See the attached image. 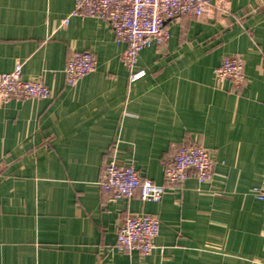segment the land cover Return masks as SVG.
I'll return each mask as SVG.
<instances>
[{"label": "crops", "instance_id": "crops-1", "mask_svg": "<svg viewBox=\"0 0 264 264\" xmlns=\"http://www.w3.org/2000/svg\"><path fill=\"white\" fill-rule=\"evenodd\" d=\"M74 0H0V75L23 63L46 100L0 99V264H264V0H214L199 19L144 49L131 81L126 45L109 23L69 17ZM89 51L96 70L74 86L64 68ZM244 61L246 81L217 86L214 69ZM201 143L210 182L166 185L160 202L112 201L101 191L114 159L165 185L175 149ZM135 214L160 219L147 256L114 247Z\"/></svg>", "mask_w": 264, "mask_h": 264}, {"label": "built area", "instance_id": "built-area-1", "mask_svg": "<svg viewBox=\"0 0 264 264\" xmlns=\"http://www.w3.org/2000/svg\"><path fill=\"white\" fill-rule=\"evenodd\" d=\"M214 0H74L71 15L60 22V28L69 25L70 17L93 18L110 24L116 39L126 45L121 63L135 81L145 75L137 70L140 53L152 46L163 48L170 39V27L184 18L199 19L208 11ZM97 67L95 56L89 51L76 52L64 68L65 83L74 86ZM23 63L18 61L10 73L0 75V99L3 104L12 100L51 97L50 88L40 80H25ZM217 86L230 81L238 88L246 81L244 61L241 57L225 58L214 69ZM216 161L213 153L201 143L175 149L164 169L165 185L143 179L131 166L111 159L103 166L99 187L112 201L135 197L144 202H160L166 185L178 186L192 176L198 183L212 180ZM257 200L264 202V189L255 188ZM160 233V219L148 214H135L123 219L119 225L114 247L120 251H139L147 256L156 248Z\"/></svg>", "mask_w": 264, "mask_h": 264}, {"label": "trees", "instance_id": "trees-1", "mask_svg": "<svg viewBox=\"0 0 264 264\" xmlns=\"http://www.w3.org/2000/svg\"><path fill=\"white\" fill-rule=\"evenodd\" d=\"M140 174V173H139ZM141 176V175H140ZM135 198H137V197H135ZM134 199V198H133ZM131 200V199H130Z\"/></svg>", "mask_w": 264, "mask_h": 264}]
</instances>
